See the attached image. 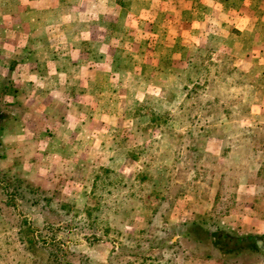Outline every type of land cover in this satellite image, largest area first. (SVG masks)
Segmentation results:
<instances>
[{
	"label": "rangeland",
	"instance_id": "rangeland-1",
	"mask_svg": "<svg viewBox=\"0 0 264 264\" xmlns=\"http://www.w3.org/2000/svg\"><path fill=\"white\" fill-rule=\"evenodd\" d=\"M119 1L35 2L52 27L35 35L83 66L14 77L11 96L26 78L41 89L20 94L40 120L0 160V264H223L210 260V201L256 190L264 209L253 171L220 185L210 140L245 135L227 140L229 162L243 146L248 170L264 163V0Z\"/></svg>",
	"mask_w": 264,
	"mask_h": 264
},
{
	"label": "crops",
	"instance_id": "crops-1",
	"mask_svg": "<svg viewBox=\"0 0 264 264\" xmlns=\"http://www.w3.org/2000/svg\"><path fill=\"white\" fill-rule=\"evenodd\" d=\"M35 2H43V0H35L33 2L32 0H26V4L33 7H0V93H2V89L5 87V85H8V90L6 89V91H8V94H6L4 100L6 102H20L26 111L25 116L15 124L14 129L10 132L4 133L1 136L2 140L5 142L7 150V157L3 160L8 159V150L10 149V147L15 148L17 146L15 144H12L10 146L8 139H19L21 130H24L29 125L36 124V121L40 120L39 118L37 119V116L34 115L32 109L29 108V100L26 99L27 97L29 99L32 98V93H34L35 91H41V89L35 87L33 83L31 84L25 82L27 80L26 78L23 79V85H18L20 86L18 87L19 91H15L13 96H11L12 89L15 87L14 77L17 75L27 77L29 74L43 75L45 72H40V70L44 68L50 75H55L56 73V75L58 74L60 76H69V79H72L71 77L76 74V70L80 68V66H83L76 63L81 54L77 56L74 55L72 57V55L64 53L63 51H61V49L59 50L58 46L51 48L52 46H55V42H58L59 44V41H62L63 39H57V41H55L53 37L49 39H43L38 38L35 35L34 29L36 28H52L45 23L44 19L41 16V14L45 13L44 8L36 7ZM121 3L122 1L117 0V5ZM13 4L17 5L18 2H14ZM23 29H25L26 32H23ZM23 34H25V36H23ZM50 44H52V46H50ZM84 45L87 46V44L84 43L83 47ZM87 55L88 54H86L85 52L84 55L82 54V57H86ZM253 58L257 57L254 56ZM81 63L86 65L83 59ZM53 67L54 71L48 72V69ZM89 68L90 67H88V69ZM93 71V69L90 70V72ZM79 82L83 83V78H80ZM45 90L48 89L45 88ZM24 91L30 93V97L27 96L25 100H22L20 94ZM42 95H44V93H42ZM22 101H24V103ZM218 106L223 109L221 113L222 116L218 117V119L220 121H223L222 119H230V115L226 110L227 104L219 103ZM210 121L216 122V119L211 118ZM62 122H64V120H62ZM244 136L245 135H235L234 137H230L227 133L224 132L219 133L216 131H210V140L217 139L222 141V144L219 148V170L222 173L220 174V185H227L228 180H230L233 185L239 184L240 186V180L242 177L240 173H248L249 171H253L252 173H256V176L254 178H258L253 182V187L256 188L258 185H262L264 183V177L262 175L264 170V163H258L255 169L250 168V170H248L246 161L242 162L245 156L243 146H241L242 148L240 147V155H238V150V152L233 153L234 155L231 154L234 160H231L230 162L228 160L230 155L226 152L227 150H225L227 140L231 138L241 141ZM239 146V144L236 146L237 148L235 151L239 149ZM53 151L54 153L57 152L54 149ZM241 152H243V154H241ZM222 160H224V164L226 165V167H223ZM228 172L232 173V175L236 174V176H228ZM235 181H237L238 183H236ZM250 185V187H252V184ZM256 192V190L255 192H251L246 198V200H250V202L243 199L239 201L234 195L227 197L228 195H222V193L216 194L215 198L210 201V204H214L215 206V210H212L210 213V220L213 219V223H211L210 228L215 229L219 227L225 231L233 232L239 236H263L264 209L256 208L258 204H263V201L262 196H258ZM228 203L244 205L243 208H226L227 210L223 212L221 211V214H216L214 212L216 211L217 207L224 204L227 205ZM259 245L262 246L263 243L259 242ZM210 260L217 261V259Z\"/></svg>",
	"mask_w": 264,
	"mask_h": 264
},
{
	"label": "trees",
	"instance_id": "trees-1",
	"mask_svg": "<svg viewBox=\"0 0 264 264\" xmlns=\"http://www.w3.org/2000/svg\"><path fill=\"white\" fill-rule=\"evenodd\" d=\"M6 89L8 90V85H5L2 93H0V160L7 157L6 145L1 136L12 131L14 129L13 125L15 126L26 113L20 102H6L4 100V97L8 94ZM262 175L264 177V170ZM10 180L8 178V181ZM18 182L24 184V181ZM29 187L31 188L29 192H33L32 185ZM90 210V208H87L88 212ZM205 235L207 239H210V259L218 258L223 264H258L259 260L264 259V235L239 236L219 227L210 228V231H205ZM259 242H262L263 245L260 246Z\"/></svg>",
	"mask_w": 264,
	"mask_h": 264
},
{
	"label": "water",
	"instance_id": "water-1",
	"mask_svg": "<svg viewBox=\"0 0 264 264\" xmlns=\"http://www.w3.org/2000/svg\"><path fill=\"white\" fill-rule=\"evenodd\" d=\"M260 245H261V243H260Z\"/></svg>",
	"mask_w": 264,
	"mask_h": 264
}]
</instances>
